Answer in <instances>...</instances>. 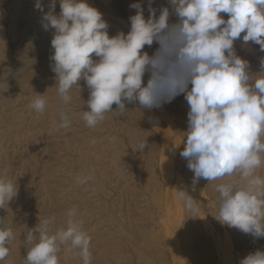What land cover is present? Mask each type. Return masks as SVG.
I'll use <instances>...</instances> for the list:
<instances>
[{
    "label": "rangeland",
    "instance_id": "rangeland-1",
    "mask_svg": "<svg viewBox=\"0 0 264 264\" xmlns=\"http://www.w3.org/2000/svg\"><path fill=\"white\" fill-rule=\"evenodd\" d=\"M154 1L157 16L161 7L171 12L169 0ZM49 2L43 0L45 11ZM87 2L106 22H124L123 28L107 22L110 37L130 30L129 17L136 13L129 9L131 4L141 3L145 18L149 15L148 0ZM34 5L35 0H0V177L16 182L18 188L17 196L0 208L5 226L13 231L9 255L0 264H25L29 229L39 218L52 216L54 230L64 227L72 208L91 238V264H239L249 253L264 250V238L254 240L215 218L216 186L236 176L200 179L193 186L194 173L179 154L189 110L184 95L158 108L163 110L152 109L158 114L138 102H126L121 115L114 104V112L106 113L103 121L86 126L82 113L89 110V90L81 80L82 91L73 86L70 103L58 98L50 68L53 30H44L42 13ZM175 20L171 15L170 22ZM242 36L234 42L236 53L258 73L264 52L259 45L244 44ZM156 47L154 43L143 51L151 55ZM36 94L47 101L43 113L29 107ZM61 112L71 121L67 130L58 127ZM164 129L172 142L166 140ZM142 140L147 147L141 152L137 143ZM88 175L92 179L86 184L77 183L78 176ZM257 175L264 178V163ZM176 190H186L196 200V217L186 211ZM67 247L60 246L59 264H82L78 250L69 253Z\"/></svg>",
    "mask_w": 264,
    "mask_h": 264
},
{
    "label": "clouds",
    "instance_id": "clouds-1",
    "mask_svg": "<svg viewBox=\"0 0 264 264\" xmlns=\"http://www.w3.org/2000/svg\"><path fill=\"white\" fill-rule=\"evenodd\" d=\"M60 11L56 13V4ZM148 17L141 3H133L130 30L109 36L102 13L87 0H50L48 11L43 0H35L42 13L44 30H53L50 56L58 98L70 103L73 86L89 90L88 109L82 119L95 127L105 114L126 112L125 103H137L146 110L160 108L183 94L189 110L187 131L180 156L194 173L193 186L236 176L216 186L215 218L254 240L264 238V178L257 175L264 163V58L260 71L252 73L249 61L237 55L234 42L259 45L264 52V0H169V7H152ZM227 14V19L221 15ZM176 17L170 22V16ZM157 47L149 55L145 46ZM94 57L96 59H94ZM147 75L145 84L144 77ZM47 101L36 94L29 107L43 113ZM59 128L69 129L71 121L60 113ZM147 147L146 140L137 150ZM91 175L78 176L86 184ZM18 194L16 182L0 177V208ZM186 211L196 217L199 208L186 190H176ZM78 210L69 209L64 227L56 228L55 217L39 218L29 229L30 245L25 264H59L61 245L75 254L82 264H91V238L76 219ZM11 228L0 217V261L9 255ZM239 264H264V250L257 249Z\"/></svg>",
    "mask_w": 264,
    "mask_h": 264
},
{
    "label": "bare ground",
    "instance_id": "bare-ground-1",
    "mask_svg": "<svg viewBox=\"0 0 264 264\" xmlns=\"http://www.w3.org/2000/svg\"><path fill=\"white\" fill-rule=\"evenodd\" d=\"M153 1H154V0H153ZM17 2H18V1H17ZM154 2L157 3V1H154ZM154 2H153V3H154ZM107 5H108V4H107ZM153 7H154V6H153ZM156 8H157V7H156ZM129 9H131V8H129ZM133 10L135 11V9H133ZM135 12H136V11H135ZM104 14H105V13H104ZM104 16H105V15H104ZM102 17H103V16H102ZM110 18H111V17H110ZM105 19H106V17H105ZM109 21L114 22V23H112V24H115V27H116V28H118V27H122V28L125 27L124 22L121 23L122 21H121V22H118V21L116 22V21H114V20H112V19H109ZM109 21H107V22H109ZM181 99H182V98H181ZM171 103H172V102H171ZM174 103H175V102H174ZM169 104H170V103H169ZM173 106H174V104H173ZM168 107H169V106H168ZM155 109H157V110H163V109H158V108H155ZM155 109H154V110H155ZM154 110H152V111H153V112H157V111H154ZM150 112H151V111H150ZM162 112L164 113V111H162ZM150 114H151V113H150ZM157 114H158V112H157ZM157 114L154 113L153 115H157ZM159 114H160V113H159ZM165 114H166V113H165ZM167 115H168V119H169V114H167ZM157 116H159L158 118H160L161 115H157ZM161 117H162V116H161ZM163 117H164V114H163ZM151 118H152V115H151ZM153 118H154V117H153ZM164 118H165V117H164ZM164 118H163V120H164ZM155 119H157V118H155ZM161 119H162V118H161ZM152 120H153V119H152ZM157 120L159 121V119H157ZM163 120H162V121H163ZM149 121H150V120H149ZM153 121H154V120H153ZM151 122H152V121H151ZM148 123H149V122H148ZM155 123H157V122H155ZM149 125H150V123H149ZM166 129H167V128H166ZM164 130H165V129H164ZM164 130H163V131H164ZM167 130H171V127H170V129H167ZM167 130H165V131H166L165 134H166L167 139L165 138V136H164L163 138H165V139L168 141V143H169V141H171V140H170L171 138H170V133H169V131H167ZM173 133H174V131H173ZM173 133H172V134H173ZM163 134H164V132H163ZM163 134H162V135H163ZM174 135H176V134H174ZM168 137H169L170 139H169ZM174 138H175V137H174ZM165 139H164V141L167 143V141H166ZM176 139H177V136H176ZM172 140H173V138H172ZM177 140H178V139H177ZM178 141H180V140H178ZM178 141L176 142L177 144H176L175 141H174V144L178 145V143H179ZM171 142H172V141H171ZM171 142H170V143H171Z\"/></svg>",
    "mask_w": 264,
    "mask_h": 264
}]
</instances>
